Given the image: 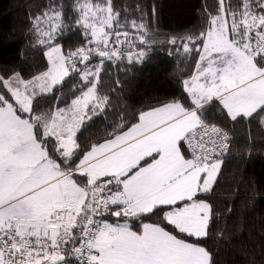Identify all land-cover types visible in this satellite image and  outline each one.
<instances>
[{"label":"snow or ice","instance_id":"obj_1","mask_svg":"<svg viewBox=\"0 0 264 264\" xmlns=\"http://www.w3.org/2000/svg\"><path fill=\"white\" fill-rule=\"evenodd\" d=\"M67 7L49 0L31 21L44 70L0 68V264H219L214 185L231 128L264 125V0L205 2L199 27L172 34L153 29L155 6ZM74 25L82 41L65 48ZM156 47L190 62L174 73L179 94L108 120L106 64ZM98 114L111 128L85 142Z\"/></svg>","mask_w":264,"mask_h":264},{"label":"trees","instance_id":"obj_2","mask_svg":"<svg viewBox=\"0 0 264 264\" xmlns=\"http://www.w3.org/2000/svg\"><path fill=\"white\" fill-rule=\"evenodd\" d=\"M59 3L61 0H54ZM118 6L141 5L146 11L153 6V29L161 33H182L201 25V6L207 2L214 7L215 0H114ZM49 0H0V68L23 70L25 74L44 70L43 49L34 46L30 31L31 21ZM71 13L74 0H63ZM136 15V13H132ZM82 41L79 26L67 29L59 38L65 48ZM185 71L186 65L170 47H156L142 63L112 66L106 64L102 73V90L110 94L112 107L108 120L117 113L144 108L179 94L180 83L174 73L177 65ZM119 83H114L115 81ZM79 78H65L63 91L70 96ZM109 89L113 91L109 92ZM50 101L43 102L49 107ZM104 114L86 122L77 133L85 142L95 141L110 130ZM232 151L225 156L221 172L214 185V200L218 205L224 237L218 242L219 264H264V125L253 120L231 128ZM230 209V211H228ZM70 264H81L74 255L66 256Z\"/></svg>","mask_w":264,"mask_h":264},{"label":"built area","instance_id":"obj_3","mask_svg":"<svg viewBox=\"0 0 264 264\" xmlns=\"http://www.w3.org/2000/svg\"><path fill=\"white\" fill-rule=\"evenodd\" d=\"M226 155H227V154H226ZM75 260H76L78 263H81L80 258H78V257H76V256H75ZM85 264H86V262H85Z\"/></svg>","mask_w":264,"mask_h":264},{"label":"crops","instance_id":"obj_4","mask_svg":"<svg viewBox=\"0 0 264 264\" xmlns=\"http://www.w3.org/2000/svg\"><path fill=\"white\" fill-rule=\"evenodd\" d=\"M70 264V263H69Z\"/></svg>","mask_w":264,"mask_h":264}]
</instances>
